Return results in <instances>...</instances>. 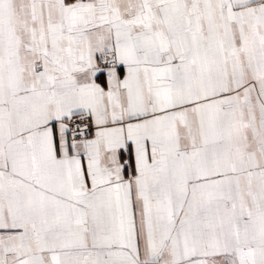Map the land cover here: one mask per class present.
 <instances>
[{"label":"snow or ice","instance_id":"1","mask_svg":"<svg viewBox=\"0 0 264 264\" xmlns=\"http://www.w3.org/2000/svg\"><path fill=\"white\" fill-rule=\"evenodd\" d=\"M0 264H264V0H0Z\"/></svg>","mask_w":264,"mask_h":264}]
</instances>
